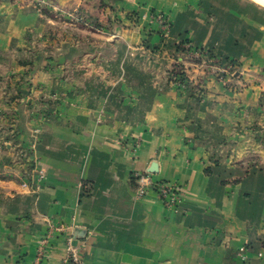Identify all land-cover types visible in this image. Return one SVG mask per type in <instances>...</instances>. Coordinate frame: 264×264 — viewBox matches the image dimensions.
<instances>
[{"label":"crops","instance_id":"obj_1","mask_svg":"<svg viewBox=\"0 0 264 264\" xmlns=\"http://www.w3.org/2000/svg\"><path fill=\"white\" fill-rule=\"evenodd\" d=\"M54 1L100 2L101 30L58 36L28 3L0 0V264H62L68 236L84 264H264V169L234 163L258 147L264 161L263 72L201 84L199 99L168 80L182 39L263 68L264 13L243 0ZM152 167L183 186L178 209L136 195L133 172Z\"/></svg>","mask_w":264,"mask_h":264},{"label":"rangeland","instance_id":"obj_2","mask_svg":"<svg viewBox=\"0 0 264 264\" xmlns=\"http://www.w3.org/2000/svg\"><path fill=\"white\" fill-rule=\"evenodd\" d=\"M22 1L25 5L28 3L32 8V10L38 13L40 18L45 19L46 25H48L51 33L55 31L56 32L55 34L58 36L59 35L63 36V34H66L69 31H74V30L76 33L79 34L81 33V35L85 34L84 31L85 29H87V31L92 29L101 30L100 26L102 22L101 20L102 16L100 15V12L102 10L100 7V2L97 3L88 12L86 10H83V12H79L77 11L76 8L72 10H67V9L61 10L55 5L54 0H22ZM243 1H247L249 3H254L255 5H257L256 7H258L259 10L257 8L256 13H264L263 5L257 3L254 0H243ZM149 10L154 14L164 11L162 7H156L154 5L153 6L151 5L148 8V11ZM49 19L53 20L54 22L52 23L51 21H48ZM74 22L77 23L79 22V24L80 23L82 24H80L79 27L78 26L73 27L74 25L70 23H74ZM183 40L184 39L180 40L177 44V47L180 49V52L182 53V59H180L178 62L176 60H175L176 62L175 61L173 62L174 66H172L170 70L168 80L176 83L177 85L182 86L183 90H185L188 85L192 86L193 88H188V89L190 90V95L193 97L195 96L196 98L198 97L200 98L204 96L203 94L204 88L201 86V84L206 85L207 82L213 83V85L219 87L220 89L229 90L230 88L236 87L237 86L236 84L243 85L246 84L247 82L250 83L251 81L254 84L256 82L257 85L259 82L256 77L263 79L262 72L264 74V67L263 68L257 67L256 70L258 72H256L255 65L254 64L252 65L251 63L249 65L250 60H245V59L242 60L241 57L238 58L229 57L222 53H218L216 50L211 49L209 47H205V46L196 47L195 45L191 44L193 47H195L196 51L199 53V54H195L194 52L191 51V49L183 47L181 43ZM260 51L264 53V43L261 45ZM261 57H263V55ZM261 61H264V58ZM185 64H186V66H184L185 68L180 67V65H185ZM247 66L249 69L246 70ZM192 67L198 68V73L196 75L193 72H190V69ZM251 68H254V70ZM250 70L253 71V73L250 72ZM250 78H252V80H249ZM262 103H264V97ZM259 131L264 132V129L260 127L258 129V132ZM262 144H263L262 142L259 143L260 146ZM261 150L262 149L259 147L257 149L256 148L253 149L250 152L249 157L244 159L247 160V163L245 164H244V160L240 162H234V161L232 162L235 163V166L241 168L249 167L253 165L256 167H260L261 169H264V161L261 162L262 159L260 156ZM232 159L234 160V157H232Z\"/></svg>","mask_w":264,"mask_h":264},{"label":"built area","instance_id":"obj_3","mask_svg":"<svg viewBox=\"0 0 264 264\" xmlns=\"http://www.w3.org/2000/svg\"><path fill=\"white\" fill-rule=\"evenodd\" d=\"M151 19L158 25L161 33L165 34L171 21L164 12H159L150 15ZM183 47L191 49L195 54H199L195 47L191 45V42H181ZM42 175H40V178ZM133 177L137 182L136 195L141 197L145 195L150 189L155 191V194L162 205L166 208L178 209L182 204L183 199V186L179 183L154 178L152 172L149 171H134ZM49 234L42 237L37 247V260L43 256ZM62 264H84L80 257L79 249L76 244L73 243L72 237L66 238L65 255Z\"/></svg>","mask_w":264,"mask_h":264},{"label":"trees","instance_id":"obj_4","mask_svg":"<svg viewBox=\"0 0 264 264\" xmlns=\"http://www.w3.org/2000/svg\"><path fill=\"white\" fill-rule=\"evenodd\" d=\"M149 11H150V10H149ZM150 12H151V11H150ZM129 13H130V12H129ZM151 14H154V13L151 12ZM126 16H127L128 18L135 17V18L137 19L139 16H141V13L138 12V11L133 10V11H131L130 15H129V14H126ZM184 41H186V40H183L182 42H184ZM9 119H10V118H9Z\"/></svg>","mask_w":264,"mask_h":264},{"label":"bare ground","instance_id":"obj_5","mask_svg":"<svg viewBox=\"0 0 264 264\" xmlns=\"http://www.w3.org/2000/svg\"><path fill=\"white\" fill-rule=\"evenodd\" d=\"M254 1L264 6V0H254Z\"/></svg>","mask_w":264,"mask_h":264},{"label":"water","instance_id":"obj_6","mask_svg":"<svg viewBox=\"0 0 264 264\" xmlns=\"http://www.w3.org/2000/svg\"><path fill=\"white\" fill-rule=\"evenodd\" d=\"M150 171H151V172H154V171H155V169L152 167V168L150 169Z\"/></svg>","mask_w":264,"mask_h":264}]
</instances>
